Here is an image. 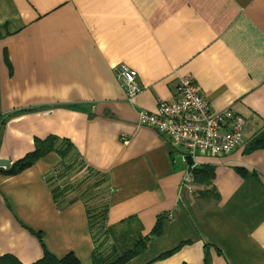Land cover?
Wrapping results in <instances>:
<instances>
[{
	"label": "crops",
	"instance_id": "crops-1",
	"mask_svg": "<svg viewBox=\"0 0 264 264\" xmlns=\"http://www.w3.org/2000/svg\"><path fill=\"white\" fill-rule=\"evenodd\" d=\"M120 63L142 88L131 101ZM180 77L245 119L230 154L191 159L190 190L184 147L137 123ZM262 132L264 0H0V258L92 264L93 210L102 231L148 237L123 264H264ZM48 137L54 150L10 173Z\"/></svg>",
	"mask_w": 264,
	"mask_h": 264
},
{
	"label": "built area",
	"instance_id": "built-area-1",
	"mask_svg": "<svg viewBox=\"0 0 264 264\" xmlns=\"http://www.w3.org/2000/svg\"><path fill=\"white\" fill-rule=\"evenodd\" d=\"M115 72L126 92V99L131 101L142 90L136 71L120 63ZM137 123L181 144L186 164L188 159L199 154L228 155L244 141L245 119L230 108L211 110L190 77L178 79L173 99L159 101L154 111H140ZM192 168L189 166L182 181V186L188 190V184L193 180Z\"/></svg>",
	"mask_w": 264,
	"mask_h": 264
},
{
	"label": "trees",
	"instance_id": "trees-1",
	"mask_svg": "<svg viewBox=\"0 0 264 264\" xmlns=\"http://www.w3.org/2000/svg\"><path fill=\"white\" fill-rule=\"evenodd\" d=\"M56 140L52 137H48L42 142L36 143V150L27 155L26 157L20 159L16 162V168L11 170L10 173H16L21 171L22 169L32 165L36 160L41 158L45 153L54 150ZM254 144L260 148H264V132L260 133L255 139ZM68 149V144H61L58 152L61 155L65 154ZM190 165L191 159H188ZM193 176L196 175V171L192 170ZM206 181L208 182L211 179V173L207 172ZM104 212L101 214L97 211L88 210V220H89V228L94 237V242L96 243V249L92 254V264H123L128 261L130 258L138 255L144 248L145 242L148 237H138L131 238L130 230L118 233L114 231V228H107L102 231ZM131 220V219H130ZM102 222V223H101ZM160 233V225L157 223L156 227L152 231V234L158 235ZM111 237L113 242V248L109 253L102 254L99 252L98 248L101 247L102 242L106 241L109 237ZM102 239L101 244L98 241ZM169 253V252H168ZM168 253L163 254V256ZM0 264H19L13 257L7 255L0 258ZM34 264H80L79 260L72 254L69 253L62 258H56L54 255L46 252L44 257L34 263ZM206 264H209L206 262Z\"/></svg>",
	"mask_w": 264,
	"mask_h": 264
},
{
	"label": "rangeland",
	"instance_id": "rangeland-1",
	"mask_svg": "<svg viewBox=\"0 0 264 264\" xmlns=\"http://www.w3.org/2000/svg\"><path fill=\"white\" fill-rule=\"evenodd\" d=\"M101 183V179L99 177H93V179H91L89 182H88V185L89 186H96L98 185V183ZM92 193H94V191H92ZM94 197L95 195L97 194H92Z\"/></svg>",
	"mask_w": 264,
	"mask_h": 264
},
{
	"label": "water",
	"instance_id": "water-1",
	"mask_svg": "<svg viewBox=\"0 0 264 264\" xmlns=\"http://www.w3.org/2000/svg\"><path fill=\"white\" fill-rule=\"evenodd\" d=\"M9 162L8 161H0V165H3V166H9Z\"/></svg>",
	"mask_w": 264,
	"mask_h": 264
}]
</instances>
